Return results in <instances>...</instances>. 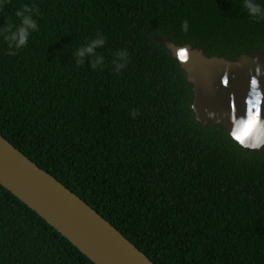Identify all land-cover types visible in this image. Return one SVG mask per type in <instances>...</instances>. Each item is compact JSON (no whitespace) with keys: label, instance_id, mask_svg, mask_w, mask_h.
Wrapping results in <instances>:
<instances>
[{"label":"trees","instance_id":"trees-1","mask_svg":"<svg viewBox=\"0 0 264 264\" xmlns=\"http://www.w3.org/2000/svg\"><path fill=\"white\" fill-rule=\"evenodd\" d=\"M25 4L39 31L17 47L2 30ZM104 37L78 65L75 51ZM159 38L233 60L264 53V18L244 0H11L0 135L155 264H264V149L195 121L192 87ZM0 264L94 263L0 185Z\"/></svg>","mask_w":264,"mask_h":264},{"label":"water","instance_id":"water-1","mask_svg":"<svg viewBox=\"0 0 264 264\" xmlns=\"http://www.w3.org/2000/svg\"><path fill=\"white\" fill-rule=\"evenodd\" d=\"M158 41L178 63L192 87L195 121L204 128H223L244 150L261 152L264 147L253 149L245 141L246 147L233 138L232 132L234 121L246 117L250 79L258 77L264 90V53L258 49L231 60L210 57L203 49L178 45L168 38ZM0 185L94 264H155L77 194L1 135Z\"/></svg>","mask_w":264,"mask_h":264},{"label":"clouds","instance_id":"clouds-1","mask_svg":"<svg viewBox=\"0 0 264 264\" xmlns=\"http://www.w3.org/2000/svg\"><path fill=\"white\" fill-rule=\"evenodd\" d=\"M10 3L11 0H0V12L5 11L6 7ZM244 6L247 8L250 16L264 18V8L253 4L251 0H244ZM22 9L23 10H17L15 12V16L19 18V27H16L15 24L8 20L9 27L3 28L2 30L3 36L6 39L18 42L17 47L27 46L29 30H33L35 32L39 31L38 23L32 18L33 8L25 4L22 6ZM189 27V22L185 20L182 25V31L187 34ZM14 28L16 29L15 31H13ZM105 43L106 38L104 37L90 41L86 47H79L75 51L77 64L83 65V60L81 58L86 55L94 54V50L97 47H103ZM12 55L15 56L16 53H13ZM181 56H183V53H181ZM117 60L119 63L116 65L115 71L119 73L122 69H125L130 62L128 51L126 49L119 51L117 54ZM103 63V58L97 59V61L93 64V69H96ZM113 63L115 64L116 61H113ZM249 86V96L246 99L248 106L246 117L238 121H234L235 128L232 132V136L237 142L246 147L248 145L245 144V141H248L253 149H259L264 147V119H262V114H264V90L261 89L258 77H252L250 79ZM138 115H140L139 111H133V118Z\"/></svg>","mask_w":264,"mask_h":264},{"label":"snow or ice","instance_id":"snow-or-ice-1","mask_svg":"<svg viewBox=\"0 0 264 264\" xmlns=\"http://www.w3.org/2000/svg\"><path fill=\"white\" fill-rule=\"evenodd\" d=\"M225 83H227V81H225Z\"/></svg>","mask_w":264,"mask_h":264}]
</instances>
